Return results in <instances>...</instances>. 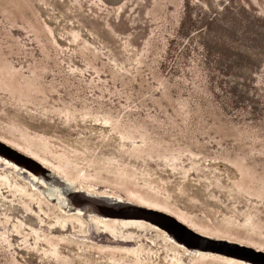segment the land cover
<instances>
[{
	"label": "rangeland",
	"instance_id": "1",
	"mask_svg": "<svg viewBox=\"0 0 264 264\" xmlns=\"http://www.w3.org/2000/svg\"><path fill=\"white\" fill-rule=\"evenodd\" d=\"M0 144V264H254L264 0H0Z\"/></svg>",
	"mask_w": 264,
	"mask_h": 264
},
{
	"label": "bare ground",
	"instance_id": "2",
	"mask_svg": "<svg viewBox=\"0 0 264 264\" xmlns=\"http://www.w3.org/2000/svg\"><path fill=\"white\" fill-rule=\"evenodd\" d=\"M2 158L4 160H9L10 162H12V163H14L16 165H18V162L19 163L22 162L20 157H17V158L14 159V161H12V160L8 159L7 157L3 156L0 153V160ZM2 162L3 161H1L0 163H2ZM23 162L26 165H27V163L29 164V162L27 160H24ZM3 168H5V167H3ZM65 192H68L71 195H73L75 191L70 186V187H66L65 188ZM80 202H81V200L77 201L76 203L74 202V204H75L74 206L82 207L83 203H80ZM97 202H98V205H101V203L103 205L104 204L108 205V203H109V201H107L106 203H104V202H100L99 203V201H97ZM114 204H115V202H114ZM94 205H95V203H94ZM99 211L104 213V214H102L104 217H114L115 216L114 218L141 219V220L147 221V222H149L151 224H154V225L158 226L159 228L165 230L167 232V234H169V236H171V237L173 236L174 238L178 239L179 242L186 243V244H188L190 246L196 247V246H199L200 244L207 245V244H204L203 241H201V239H198V238L195 239L193 236L189 235L187 233V228H185L184 226L180 225L179 223H177L173 219L165 218V216L162 213L157 212L155 210L141 208L139 206H134V205H124V204L119 203L118 207H112V208H108L107 207L106 209H103L100 206L99 207ZM107 212L109 213V215L106 214ZM95 237H96V239L99 238V236L97 238V235ZM112 241H114V240H112ZM217 241L220 242V244H217V245L210 244L209 246L210 247L212 246L214 249H219L221 251H228L227 253L237 257L238 260H242V261H245V262L249 261L250 263H254V264H264V256L262 254L258 253V252L254 253L253 251H249L246 247H244L242 245H238V244L231 243V242H228V241H224V240H217ZM218 256H220V255H218Z\"/></svg>",
	"mask_w": 264,
	"mask_h": 264
},
{
	"label": "water",
	"instance_id": "3",
	"mask_svg": "<svg viewBox=\"0 0 264 264\" xmlns=\"http://www.w3.org/2000/svg\"><path fill=\"white\" fill-rule=\"evenodd\" d=\"M2 147H3V145H2ZM19 156V155H18ZM24 159H26V160H28V161H30L31 163H33L34 161L33 160H31V159H29V158H27V157H23Z\"/></svg>",
	"mask_w": 264,
	"mask_h": 264
}]
</instances>
